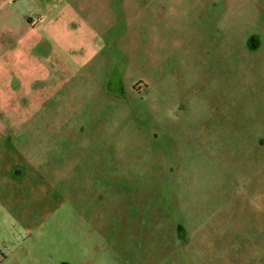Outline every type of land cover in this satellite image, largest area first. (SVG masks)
<instances>
[{"label":"rangeland","instance_id":"obj_1","mask_svg":"<svg viewBox=\"0 0 264 264\" xmlns=\"http://www.w3.org/2000/svg\"><path fill=\"white\" fill-rule=\"evenodd\" d=\"M0 264H264V0H0Z\"/></svg>","mask_w":264,"mask_h":264}]
</instances>
